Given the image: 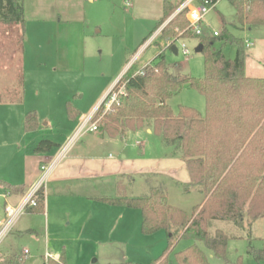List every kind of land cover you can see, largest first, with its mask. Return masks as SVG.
I'll return each instance as SVG.
<instances>
[{
  "label": "rangeland",
  "instance_id": "obj_1",
  "mask_svg": "<svg viewBox=\"0 0 264 264\" xmlns=\"http://www.w3.org/2000/svg\"><path fill=\"white\" fill-rule=\"evenodd\" d=\"M161 1L23 0L24 24L3 29L2 33L7 37H2L0 68L3 65L13 69L18 67L19 77H15L12 82H16L13 86L19 87L20 93L16 97L13 95L15 98L7 95L4 80L0 79V122L8 117L9 101L12 103L13 99H17V109L22 107L23 111L35 110L37 113L38 126L30 136L59 141L60 147L53 151L59 155L82 118L92 113L120 72L134 73L132 64L138 65L146 56L153 54L152 44L144 47L148 49L140 57L138 54L144 48L141 52L137 51L141 48V40L151 38L157 29ZM194 4L197 5L196 2ZM182 9L181 3L161 25ZM234 20L235 8L230 0H218L203 16L202 28L211 36L214 31L221 32L225 26L235 37L252 41L253 46L244 47V71L247 76L264 77V26L257 28L256 32H245L246 26L241 27L245 30L241 31L229 24ZM155 41L159 47L162 46L161 52L170 42L160 38ZM182 41L189 50L187 56L181 53ZM197 43L198 38H181L174 42L179 48L178 54L165 50L164 58L172 72L187 73L198 78L203 76L204 54L194 51ZM219 45V42L214 44L215 47ZM221 47L226 57H233V44L226 42ZM127 57L130 59L126 64L128 67L123 70ZM67 101L79 110L75 122L69 119ZM169 105L174 112L179 105L194 107L201 113L205 110L203 96L189 87L171 97ZM98 118L95 113L92 121ZM94 134L82 132L73 137L61 160L74 153H89V150L86 151L87 146H90ZM137 140L142 141L143 146H138ZM95 149L102 156L108 153L126 155L132 169L139 158L159 160L171 151L163 145L158 135L144 130L128 132L111 142H101ZM167 175L158 173L155 176L159 185L166 189L169 203L190 214L203 199L202 192L196 187L178 184ZM146 176L148 182L139 177L131 179L132 176L120 180L126 197L121 205H109L95 199L88 201L77 194L116 197L118 191L112 178L98 183L95 180L81 181L70 188H67L71 185L69 182L59 187L52 186L45 196V200H48L45 214L21 212L0 240V250L7 248L12 253L20 254L23 264H41L43 261L46 264L57 263L56 256L62 250L66 264H111L123 261L150 263L165 249L166 234L163 230L144 233L143 210L130 204L133 199L142 196L148 183L155 184V177ZM48 179L49 176L45 184ZM130 179L131 182L127 183ZM7 206L16 207L17 203L5 205L0 200V229L1 223L7 220L4 212ZM218 225L223 229L224 225L232 224L217 221L213 228ZM224 228L228 231L227 226ZM232 228L235 237H229L224 258L215 257L200 245L210 264H264V259L256 261L248 253L249 247L264 248V218L258 220L251 229ZM191 243L187 239L179 240L169 254V264H178L175 252ZM24 250L28 252L26 255L22 254ZM45 253L53 257L46 260Z\"/></svg>",
  "mask_w": 264,
  "mask_h": 264
},
{
  "label": "trees",
  "instance_id": "obj_2",
  "mask_svg": "<svg viewBox=\"0 0 264 264\" xmlns=\"http://www.w3.org/2000/svg\"><path fill=\"white\" fill-rule=\"evenodd\" d=\"M217 1L213 0V3ZM230 2L235 8L236 26H264V0ZM178 5L163 0L162 15L155 28ZM185 13L186 8L173 15L159 31L158 38L172 41L171 45L180 38H198L203 45V76L172 72L160 53L149 62L151 65L144 69V74L126 72L121 77L127 95L121 106L102 116L98 126L100 132L110 137L149 127L161 138L163 145L171 149V155L186 163L189 185L203 194L202 202L193 207L190 214L171 205L166 189L159 185L149 186L142 196L130 202L143 210L144 233L163 230L166 234L165 249L147 264H169V254L181 239L192 243L175 252L178 264H210L200 245L215 257L224 258L229 237H235L233 231L213 229V221L242 228L245 218L248 224L264 218V77L245 74L241 38L232 35L226 27L216 36H209L203 30L194 35ZM0 21L23 25V0H0ZM215 42L235 45L234 57L226 58L221 49L214 48ZM184 87L203 96V113L186 105H179L176 112L172 110L168 99ZM66 107L69 117L75 118L71 104L67 103ZM37 126L36 113L29 112L24 119V129L32 131ZM53 146V142L42 139L36 144L35 151L47 152ZM123 188L118 180L116 197L96 199L109 205H121L126 200ZM36 201L37 205L27 206L25 212L43 210V188L38 191ZM248 253L256 261L264 259V248L249 247ZM0 264H23V261L12 254L0 259ZM54 264H65L64 255Z\"/></svg>",
  "mask_w": 264,
  "mask_h": 264
},
{
  "label": "crops",
  "instance_id": "obj_3",
  "mask_svg": "<svg viewBox=\"0 0 264 264\" xmlns=\"http://www.w3.org/2000/svg\"><path fill=\"white\" fill-rule=\"evenodd\" d=\"M185 1L186 0H184L183 2H182V0H169V2L172 4H181V3L183 4ZM195 2L198 3L199 1L198 0H191L190 4L195 5L194 4ZM162 3H163V0L161 1V15H162ZM166 23H164L163 25L158 27L155 30V32L152 33V36L155 33H158ZM229 24L232 27H235L236 29H239L241 31H245V30L240 29L241 28L240 26L235 25L236 24L235 20ZM12 26L13 27H16V26L21 27V24H19V23L7 24V23H3L0 21V54L2 53V47H3L2 46V43H3L2 37H5V38L7 37V36H4V34H2L3 29L8 30L9 27H12ZM202 26H203V21H202ZM224 27L225 26H223L222 29ZM257 28L260 29V26H253V27H247L246 26L247 31H245V32H252V31L256 32V31H258V30H256ZM203 31H205L204 28H203ZM5 32H7V31H5ZM212 35H213V33H212ZM209 36H210V34H209ZM157 38H158V35L152 40L151 43L148 44V47L150 44L153 45V47H154L153 48V54L146 56V58L142 59L138 65H135V63L132 64V65H134V66H132V70L134 72L136 70L140 69L144 64L151 62L153 60V58L155 56H157L158 54L162 53L164 55V52L166 49L171 51V48L168 47V48L164 49V52L163 51L161 52L160 49L162 48V46L159 47L158 44H155V42H156L155 40ZM149 39L143 38L141 40V43L139 44V47L141 46V48L139 49V51H137V53L141 52V50L145 46H147L146 42ZM178 40H181V38ZM246 40L249 41L248 39H246ZM242 41H243V46L245 48H248L245 45V40L242 39ZM249 42L252 43V45H250L249 47L254 45V43L252 41H249ZM219 43H220V45L218 47L214 46V48L221 49V51H222L221 46L224 43H222V42H219ZM6 44H9V43L6 42ZM198 44L199 43H197L196 46ZM148 47L144 48L143 51L140 54H138L139 56L138 55L137 56L138 57L142 56L147 51ZM136 50L134 52H136ZM235 50H236V47H235ZM235 50H234V55H235ZM178 53H179V51L177 52V54ZM174 55H176V54H174ZM234 55H233V57H234ZM233 57H230V58H233ZM226 58H229V57H226ZM0 60H1V58H0ZM129 60L130 59H128V57H127V59H125L124 65H123V70L126 67H128L126 64L129 62ZM17 68L18 67H15V69H13V67L10 68V66H6V65H3L2 68H0V79L4 80L3 86L5 87V92L8 93L7 95H10L13 98H15L18 93H20V92H18L19 87L13 86V85H16V82L15 83L12 82V80L15 77H17V78L19 77V73H18ZM121 73H122V71L120 72L119 76L121 75ZM118 77H116L114 82L117 80ZM184 88H187V87H184ZM21 90H22V88H21ZM19 91H20V89H19ZM103 96H102V98H103ZM0 99H1V97H0ZM15 100L18 101L17 99H13L12 103H10V101H9V103L7 102L9 107H10L8 114H7L8 117L5 120L0 122V200L2 199L5 205L10 204V203H12V204L17 203L18 204L24 198V196L27 192V189L32 184H34L40 176V165L46 164L49 161L55 159L58 156V154H57V152L53 153V151L60 147L59 141H55L54 139H47V140L53 142L55 144V146H53L47 152H36L35 151L36 144L42 139L41 138L36 139L37 137L30 136V135H32V133L34 131L33 130L32 131H26L24 129V119L29 112H35L36 113V111L35 110H28L26 112V111H23L22 107L17 109L15 107V105L17 104L15 102ZM169 101H170V99H168V101H167L168 104H169ZM99 102H100V99H99L97 105L99 104ZM67 103L71 104V106L74 110V113L77 117L79 115V110L77 108H75L70 101H67L66 105H67ZM36 115H37V113H36ZM23 116H24V118H23ZM76 117L75 118L69 117V119H71L73 122H75ZM37 119H38V117H37ZM140 130H144L146 133L152 132L149 127H145L143 129H140ZM137 131H139V130H137ZM128 132H130V131H128ZM128 132H126V133H128ZM90 133H95V134L93 135L92 141H90L91 142L90 146H87L88 149L86 151L88 152V150H89V153H86V154L74 153V154L66 156L63 161L61 160L62 159L61 158L60 160L62 162L59 160L55 164V166L52 168V170L48 174L49 179H48L47 183L44 184V187H43V194H44L43 210L40 212H26L27 214H34V213L45 214V204H46V206L48 204V200L47 201L45 200L46 194L50 191V188L52 186L58 185V187H59L61 184L66 183V182L71 183V185H69L67 187V188H70L73 184H76V183H82V182L89 181V180H95L96 183H98V181H100V180L112 178V179H114L115 184H116L115 186L117 187V181L121 180L122 178H125L126 176L127 177L132 176L131 179H133L134 177H139V178L144 179L145 181L148 182V177L146 176V174H147V175L155 177V179H156L154 181L155 184H151V183L149 184L148 183V187H149V186H158L159 185L160 182L156 178L155 175H157L158 173H161V174L166 173V174H168L167 176L169 178H171L172 180H174L176 183L181 184L185 187L190 186L189 185L190 184V178H189L186 163L182 159H180V157L171 155V151L166 152L164 158H158L159 160L154 159V161H153V159L147 160V159L139 158L136 160V167L134 169H132L131 166L129 165L130 161L127 159L126 155H121L122 153H117V155L114 156V155H112V153H108L107 155L102 156L101 153L95 149L96 147H98V145H101V142H104V141L111 142L112 140H115L117 137L122 138L124 135H126V133L122 136H116V137H110V136L106 135L105 133L98 132V131L90 132ZM7 139H8V141H7ZM136 144L138 146H143L142 141L137 140ZM5 152H9V154H7ZM12 152H13V155L10 156V154ZM147 162H152V164H150V163L147 164ZM158 165H161V167H158ZM149 166H152V167H149ZM128 178H130V177H128ZM131 179L128 180L127 183H130ZM159 186L163 187L162 185H159ZM148 187H147V189H148ZM77 194H79L80 197L86 198L88 201H91L92 199H95L96 201H98L96 199L97 197L106 196V195H83L82 193H77ZM107 197H109V196H107ZM45 201H46V203H45ZM201 202H202V200H201ZM260 219H262V218H259L255 221L251 222L250 224H248L249 222H247V218H245L243 227H247L248 229H251L253 227V225ZM142 221H143V219H142ZM217 221H213V225ZM218 222H220V221H218ZM222 222H224V221H222ZM224 226L228 227V231L229 230L233 231V228H232V227H234L233 225H231V226L230 225H224ZM224 226H223V229H222L221 225H218L216 227L214 226L213 229L218 228V229H222L223 231H227V230H225ZM12 254H15L17 256L20 255V254L12 253L7 248H4V249L0 250V259L11 256ZM61 255H64V260H65V253L63 250L61 251L59 256H56V257L60 258ZM43 262L41 264H43ZM65 264H66V260H65Z\"/></svg>",
  "mask_w": 264,
  "mask_h": 264
},
{
  "label": "built area",
  "instance_id": "obj_4",
  "mask_svg": "<svg viewBox=\"0 0 264 264\" xmlns=\"http://www.w3.org/2000/svg\"><path fill=\"white\" fill-rule=\"evenodd\" d=\"M190 2L191 0H186L182 4V7L186 8L185 16L189 23L190 31L194 35H199L202 33V30H203L202 28L203 16L209 10V8L214 6L216 3H213V0H201L197 3V5H191ZM158 33H155L153 36H151V38L147 40L146 45L151 43V41L158 35ZM213 35L214 36L218 35V32L214 31ZM171 42L172 41L168 42L167 48L171 47V44H170ZM245 45L249 47L250 45H252V43L245 40ZM180 48H181L180 49L181 53L184 56H187L189 54V50L187 49L183 41L180 44ZM178 51H179V48L177 47V52ZM149 65L151 64L149 63L145 64L140 70L135 71L134 74H144V69ZM125 73H122L117 78V80L113 83L109 91L103 96V98L100 100L99 104L92 111V113L88 115L87 117L82 118L80 125L78 126L74 135L69 139L67 144L63 147L62 152H60V154L55 159L49 161L46 164L40 165L39 178L34 184H32L27 189V192L24 198L17 204V206L16 207H12V206L5 207V214H6L7 220L6 222L1 223L2 228L0 229V240L5 235V233L9 230V227L11 226L14 219L21 212L25 211L27 206L35 207L37 205L36 197H37L38 191L44 187V184H45L44 182L48 174L50 173L52 168L55 166V164L63 157L68 146L72 142L73 137H75L76 135L82 132H96L98 130V121L102 118V116L105 113H108L111 110L115 109L116 107H119L122 105L127 94H126L125 84L123 82H120V79ZM98 111H100L99 118L92 121V117L94 116L95 113H98ZM27 253H28L27 250L23 251L24 255H26ZM44 257L47 260L49 257H53V256H51L49 253H45ZM58 259L59 258H57V261Z\"/></svg>",
  "mask_w": 264,
  "mask_h": 264
},
{
  "label": "water",
  "instance_id": "obj_5",
  "mask_svg": "<svg viewBox=\"0 0 264 264\" xmlns=\"http://www.w3.org/2000/svg\"><path fill=\"white\" fill-rule=\"evenodd\" d=\"M171 51L174 53V54H177V47L175 44L171 45ZM203 50V45L201 43H199L195 48H194V51L195 52H202Z\"/></svg>",
  "mask_w": 264,
  "mask_h": 264
}]
</instances>
